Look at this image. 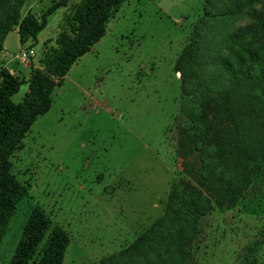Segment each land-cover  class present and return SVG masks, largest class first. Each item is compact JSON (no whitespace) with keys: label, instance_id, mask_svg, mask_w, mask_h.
Here are the masks:
<instances>
[{"label":"rangeland","instance_id":"374dc122","mask_svg":"<svg viewBox=\"0 0 264 264\" xmlns=\"http://www.w3.org/2000/svg\"><path fill=\"white\" fill-rule=\"evenodd\" d=\"M58 0H24L21 14ZM67 0L46 18L36 40L2 42L0 67L23 80L11 96L22 101L43 58L67 26ZM205 0H122L104 34L54 78L48 110L38 115L8 156L10 172L27 187L0 241L9 264L32 207L68 235L61 264H99L130 244L163 211L170 182L187 176L177 153L185 118L173 62L188 41ZM213 5L227 0H212ZM246 18L234 21L242 24ZM32 55L21 61V51ZM1 51V50H0ZM191 264H264V161L241 198L199 218Z\"/></svg>","mask_w":264,"mask_h":264},{"label":"trees","instance_id":"16d2710c","mask_svg":"<svg viewBox=\"0 0 264 264\" xmlns=\"http://www.w3.org/2000/svg\"><path fill=\"white\" fill-rule=\"evenodd\" d=\"M58 0L38 18L21 14L24 0H0V50L15 30L20 44L43 29ZM122 0H79L64 15L56 46L43 58L22 101L14 103L23 80L0 67V241L27 187L10 172L8 156L33 120L45 113L49 95L70 65L104 34L105 23ZM205 0L188 41L174 59L182 100L177 153L181 172L168 188L162 213L130 244L99 264H191L190 246L199 218L238 202L264 161V0ZM246 18L242 24L234 21ZM67 233L51 226L38 206L31 208L9 264H61Z\"/></svg>","mask_w":264,"mask_h":264},{"label":"built area","instance_id":"2783aa9c","mask_svg":"<svg viewBox=\"0 0 264 264\" xmlns=\"http://www.w3.org/2000/svg\"><path fill=\"white\" fill-rule=\"evenodd\" d=\"M32 55V50L31 49H28V50H24V51H21V61L24 62V59H27L28 56H31Z\"/></svg>","mask_w":264,"mask_h":264},{"label":"crops","instance_id":"0c3cea01","mask_svg":"<svg viewBox=\"0 0 264 264\" xmlns=\"http://www.w3.org/2000/svg\"><path fill=\"white\" fill-rule=\"evenodd\" d=\"M2 51H3V46H2V49H1L0 52L3 53ZM7 63H8V62H5V63H4V67H5V68H8V64H7ZM8 71H9V70H8ZM9 72H10V71H9Z\"/></svg>","mask_w":264,"mask_h":264}]
</instances>
